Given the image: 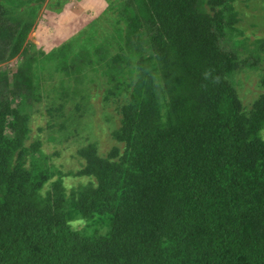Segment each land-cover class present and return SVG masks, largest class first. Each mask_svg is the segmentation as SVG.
Segmentation results:
<instances>
[{
    "label": "trees",
    "instance_id": "16d2710c",
    "mask_svg": "<svg viewBox=\"0 0 264 264\" xmlns=\"http://www.w3.org/2000/svg\"><path fill=\"white\" fill-rule=\"evenodd\" d=\"M232 1L128 0L147 71L110 133L121 146L87 143L75 171L48 163L0 79V264H264V92L238 97ZM20 24L0 0L8 57Z\"/></svg>",
    "mask_w": 264,
    "mask_h": 264
},
{
    "label": "rangeland",
    "instance_id": "374dc122",
    "mask_svg": "<svg viewBox=\"0 0 264 264\" xmlns=\"http://www.w3.org/2000/svg\"><path fill=\"white\" fill-rule=\"evenodd\" d=\"M6 16L28 25L22 46L7 56L0 42V79L30 115L48 163L63 173L83 160L78 148L96 141L106 154L137 76L147 71L145 43L128 0H1ZM233 27L224 48L238 62L236 90L244 108L264 92V0H233ZM264 140V126L259 132ZM87 176H65L68 188ZM81 228L84 222L72 221Z\"/></svg>",
    "mask_w": 264,
    "mask_h": 264
}]
</instances>
